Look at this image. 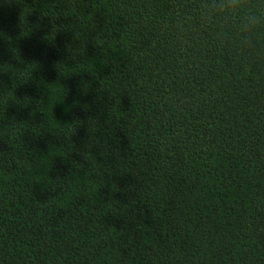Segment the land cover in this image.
Listing matches in <instances>:
<instances>
[{"label": "trees", "instance_id": "trees-1", "mask_svg": "<svg viewBox=\"0 0 264 264\" xmlns=\"http://www.w3.org/2000/svg\"><path fill=\"white\" fill-rule=\"evenodd\" d=\"M191 3L0 0V264H264V32Z\"/></svg>", "mask_w": 264, "mask_h": 264}, {"label": "clouds", "instance_id": "clouds-1", "mask_svg": "<svg viewBox=\"0 0 264 264\" xmlns=\"http://www.w3.org/2000/svg\"><path fill=\"white\" fill-rule=\"evenodd\" d=\"M181 20L185 24L198 20L215 25L214 38L222 45L230 42L234 31L243 51L255 47L257 35L264 32V6L253 0H192Z\"/></svg>", "mask_w": 264, "mask_h": 264}]
</instances>
